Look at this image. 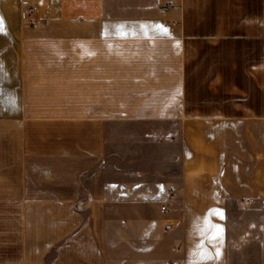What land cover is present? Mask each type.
<instances>
[{
  "label": "crops",
  "instance_id": "0c3cea01",
  "mask_svg": "<svg viewBox=\"0 0 264 264\" xmlns=\"http://www.w3.org/2000/svg\"><path fill=\"white\" fill-rule=\"evenodd\" d=\"M0 264H264V0H0Z\"/></svg>",
  "mask_w": 264,
  "mask_h": 264
},
{
  "label": "rangeland",
  "instance_id": "374dc122",
  "mask_svg": "<svg viewBox=\"0 0 264 264\" xmlns=\"http://www.w3.org/2000/svg\"><path fill=\"white\" fill-rule=\"evenodd\" d=\"M171 128V127H170ZM127 144H129V145H133L131 142L129 143V142H122V145H127ZM120 145H121V142H120ZM135 145L137 146V145H140L139 144V142L138 141H136L135 142ZM125 158H126V155H123ZM136 166V169H135V171L140 175L139 176V179L138 180H140L139 182H140V186H139V191H142L143 190V187H142V181L144 180V181H146L147 183L148 182H150V181H154V180H157L158 178H159V175L158 174H156L152 169H150L149 167H143V165L141 164V165H135ZM168 166H169V163H168ZM172 167H173V165H172ZM138 168V169H137ZM118 172V173H117ZM117 172H115V171H112L111 173H112V175H113V177H118L119 178V180H122V182L123 181H126L127 180V172H126V170H124V171H117ZM171 171H168V174L170 173ZM119 197H121V195H119ZM113 205H116L117 206V209H119L120 210V213H123V214H125V211H126V209H127V206H126V203L125 202H116V203H113ZM150 203L148 202V203H146L145 205H144V207H146L147 206V208H145L146 209V211H148V214H150V219H151V224L153 225V218H154V211L152 210V209H150ZM159 207H161V205H159ZM137 208H139V206H136V209ZM120 222V224H121V220L123 221H125L126 219H125V217H120L119 219H118ZM137 220V219H136Z\"/></svg>",
  "mask_w": 264,
  "mask_h": 264
},
{
  "label": "built area",
  "instance_id": "2783aa9c",
  "mask_svg": "<svg viewBox=\"0 0 264 264\" xmlns=\"http://www.w3.org/2000/svg\"><path fill=\"white\" fill-rule=\"evenodd\" d=\"M171 7H172V4H171V3H167V4H165V5L162 7V10H163V11H168ZM35 12H36V7H35V5H34L33 3H31V4L28 6L27 14H26V16H27V22H28V24H30V25H34V24H35V20H34V14H35ZM169 196H170V198L173 199L174 196H175V193H174L173 191H170V192H169ZM169 210H170V208H169L168 205H163V206L161 207V213H162V214H167V213H169ZM172 228H173L172 225H167V226H166V229H167V230H171Z\"/></svg>",
  "mask_w": 264,
  "mask_h": 264
},
{
  "label": "snow or ice",
  "instance_id": "6c2138e0",
  "mask_svg": "<svg viewBox=\"0 0 264 264\" xmlns=\"http://www.w3.org/2000/svg\"><path fill=\"white\" fill-rule=\"evenodd\" d=\"M207 225H208V227H211V225H210V223L209 222H205ZM198 230H202V229H198ZM212 238H215V236L214 237H212ZM217 255H219V253H217Z\"/></svg>",
  "mask_w": 264,
  "mask_h": 264
}]
</instances>
